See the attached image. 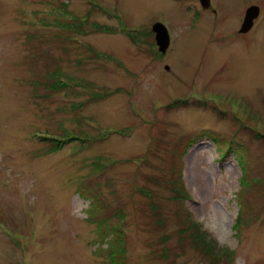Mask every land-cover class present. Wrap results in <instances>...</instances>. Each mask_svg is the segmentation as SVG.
Masks as SVG:
<instances>
[{
	"label": "rangeland",
	"instance_id": "1",
	"mask_svg": "<svg viewBox=\"0 0 264 264\" xmlns=\"http://www.w3.org/2000/svg\"><path fill=\"white\" fill-rule=\"evenodd\" d=\"M210 4L0 0V264H264V0Z\"/></svg>",
	"mask_w": 264,
	"mask_h": 264
},
{
	"label": "water",
	"instance_id": "2",
	"mask_svg": "<svg viewBox=\"0 0 264 264\" xmlns=\"http://www.w3.org/2000/svg\"><path fill=\"white\" fill-rule=\"evenodd\" d=\"M200 2L204 8H208L210 5L209 0H200ZM258 12L259 7L256 5H251L245 10L239 32H246L253 25V20L257 17ZM152 30L155 32V40L158 50L161 53H165L169 45V34L166 27L160 22H155L152 25Z\"/></svg>",
	"mask_w": 264,
	"mask_h": 264
},
{
	"label": "trees",
	"instance_id": "3",
	"mask_svg": "<svg viewBox=\"0 0 264 264\" xmlns=\"http://www.w3.org/2000/svg\"><path fill=\"white\" fill-rule=\"evenodd\" d=\"M49 70V69H48ZM47 78H46V80L44 81V85L45 86H55V83H51L50 81H49V76H51V77H53V78H56L57 77V69L56 68H54V69H52V70H49V72L47 73ZM51 79V78H50ZM59 86H64V83H62L61 82V85H60V83H59V85L57 84V87H59ZM42 139H47V140H50V139H48L47 137L45 138H42ZM241 157H243V156H241ZM92 200L94 201V200H96V198H95V196H93L92 197ZM195 224H196V227H197V230L200 228L199 227V225H198V223H196V221L194 222ZM113 239V241H114V243H120V235L118 234V235H116L114 232L113 233H111V234H109V235H107L105 238H104V240L103 241H106L107 242V247H105L106 249L105 250H107L108 251V253H109V256H110V258H111V263H112V258H113V261L115 262V263H117V264H121L122 263V259H123V251L122 250H119V251H117V249L118 248H115L113 245H110L109 246V242L111 241Z\"/></svg>",
	"mask_w": 264,
	"mask_h": 264
},
{
	"label": "bare ground",
	"instance_id": "4",
	"mask_svg": "<svg viewBox=\"0 0 264 264\" xmlns=\"http://www.w3.org/2000/svg\"><path fill=\"white\" fill-rule=\"evenodd\" d=\"M51 139L52 140H50V141H53V143H56V146H59L60 145V143H61L60 140H56V138H54V137H52Z\"/></svg>",
	"mask_w": 264,
	"mask_h": 264
}]
</instances>
